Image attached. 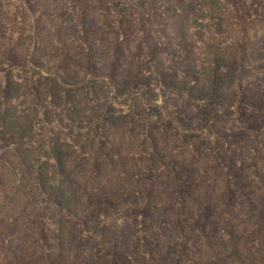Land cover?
<instances>
[{"label": "rangeland", "instance_id": "1", "mask_svg": "<svg viewBox=\"0 0 264 264\" xmlns=\"http://www.w3.org/2000/svg\"><path fill=\"white\" fill-rule=\"evenodd\" d=\"M55 1L62 14L49 0H0V117L12 121L9 132L0 128V167L17 181L20 143L49 166L57 147L79 178L77 193L100 187L105 205L72 219L51 186L21 192L4 234L15 264H50L62 225L73 251L96 264H119L121 254L126 263L158 264L155 241L165 264L194 257L211 264L201 233L179 210L193 200L188 173L215 212L241 216V247L264 264V205L254 211L240 191L249 182L264 197V64L239 60L246 31L264 30V0H185L184 11L169 0ZM47 39L81 71L78 93H63V81L48 93L55 68L46 62ZM170 45L188 57L172 56ZM36 61L45 65L35 68ZM192 65L216 76L201 77ZM151 103L158 113L147 112Z\"/></svg>", "mask_w": 264, "mask_h": 264}, {"label": "trees", "instance_id": "2", "mask_svg": "<svg viewBox=\"0 0 264 264\" xmlns=\"http://www.w3.org/2000/svg\"><path fill=\"white\" fill-rule=\"evenodd\" d=\"M49 1L50 6L56 11V14L63 13V9L61 8L60 4H58L55 0ZM169 2L170 4H174L177 9H181L183 11L187 6L185 5V0H169ZM172 29L175 31V34L180 36V25L178 20H175V27H172ZM245 38L248 39V42L244 44L242 57H240L239 60H245L247 55L249 58H252V60L264 64V30L260 28L246 31ZM51 44V41L47 39L45 42V47L49 50L51 59L50 61L46 62L55 68V71L52 74V76H55V79H48V81H45L48 93L51 94V92L54 90L53 85L61 81H63V93L66 94L67 89L71 92L74 90L76 93H78V88L81 84V71L68 58L53 52L51 49ZM176 46L177 45H175L174 49V47L170 45V54L172 56L177 54L183 59L187 58L188 56L186 53H183L184 51H181L180 53L178 52L179 50L176 51ZM179 48L181 50L186 49L182 41L179 42ZM174 52L177 53L174 54ZM212 58V60H214L216 63L218 62L219 57L213 55ZM28 64L29 61H27V65ZM35 64L37 65H33V67L40 68V66L43 64L45 65V61H39V64L36 61ZM89 67L90 66L88 65L86 66V73L90 75L91 73H89ZM56 68L60 69L61 73L58 72ZM190 69L198 72L201 77L210 73H213L212 75L216 76L215 71H209L210 68H201L198 65H192ZM60 74H62L61 77ZM48 75L50 74L48 73ZM63 76L67 77L69 81L68 85L64 81ZM110 78L115 83L119 82L113 74H111ZM92 80H94V78H92ZM158 108L160 107L156 106V104L153 105L151 103L146 105L147 112L151 111L158 113ZM142 112L144 113L146 111ZM8 124L12 125V121H10L4 115L0 117V128L2 131L3 129L8 132L11 130ZM23 130L24 129L21 128L17 131V133H11V135L16 136V134H19ZM155 142V139H152V147L154 149L156 148ZM18 148V159H20V164L18 166V171H14L17 181L14 179H9L10 173L4 169V166L0 167V189H2V193L0 192V264H15V258L17 254L16 248H14V246L10 243H5L4 234L5 229H7V225L14 223L12 219V213L16 208L18 197L21 196V192H27L29 195L33 196V194L38 191V187L43 190V187L51 186L55 189V192L58 193L57 205L72 219L83 217L88 212H101L102 207L105 205L102 200H100L102 197V189L100 187H95L86 196L77 193L79 192L77 189L79 178L73 171V165L69 158L64 153H62L61 150H57V147H53V152L55 155L53 159V165L51 166H49L47 163H39V161L33 157L30 145H24L20 143ZM156 154L157 153H155V155ZM158 158H160V162H163L162 156ZM106 159L109 164L116 166V163L113 162L112 156L110 154ZM164 162H166L165 159ZM180 163L182 165H179L178 167L183 170L185 165L184 161L182 160ZM34 164H36V170L34 169ZM164 165L168 166L169 168L173 167L172 164L166 165L164 163ZM187 167L189 170L191 169L190 166ZM187 176L190 180L189 183L191 182V187L189 186V190L192 192L193 200L192 204L190 205H180L179 210L183 215H186V217L189 218V221L192 224L191 230H196L201 233L203 237L202 245L207 249V261H210L211 264H255V257L247 256V250H244L241 247V241L244 240L243 238L245 237V233H243L242 222L240 223L239 220L241 216L238 214L232 215V211L230 212L231 216L228 214L224 216L222 213L218 214L217 211L215 212L214 209L216 206L214 207V202L212 200L208 201L206 197H203L201 191L197 189L198 184L193 180L194 175L188 173ZM99 183L100 180L97 178L93 180V184L95 186ZM243 184L245 187L241 188L240 191L242 193V197H244V204H248L251 209L256 211L254 209L256 206L264 205V197L259 195V192L253 190V186L249 182H244ZM237 185L240 186L238 183ZM15 189H17L15 193L11 194L10 196H6L8 192H12ZM260 200H262V202ZM163 210L166 212L165 215H169V208L165 207ZM152 214H155L154 210ZM233 217L235 219H233ZM65 225H68V223H65ZM68 230L69 229L67 226H61V234L59 236V251L57 253H51L47 255L48 259L46 262L50 264H96L92 259H84V257L86 258V255H84L83 251H73L71 248L72 238L69 236ZM152 232L154 233V229L147 230L146 234H148L149 238H153ZM153 244L157 246V248H154L153 250V253H155L152 255L154 261H156L158 264H165L164 257L161 255L163 246L160 247L159 242L156 243V241ZM47 249L51 250L48 247ZM261 255L264 258L262 252ZM119 257L121 260H124L123 254L118 255V258ZM121 260L119 264H132L131 262L126 263L125 261ZM183 264L202 263L198 257H194V259L192 258L191 260L187 259V261H185Z\"/></svg>", "mask_w": 264, "mask_h": 264}]
</instances>
